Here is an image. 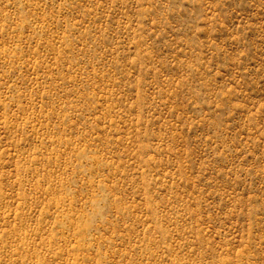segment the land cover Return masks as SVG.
<instances>
[{"label": "rangeland", "instance_id": "rangeland-1", "mask_svg": "<svg viewBox=\"0 0 264 264\" xmlns=\"http://www.w3.org/2000/svg\"><path fill=\"white\" fill-rule=\"evenodd\" d=\"M0 264H264V0H0Z\"/></svg>", "mask_w": 264, "mask_h": 264}]
</instances>
